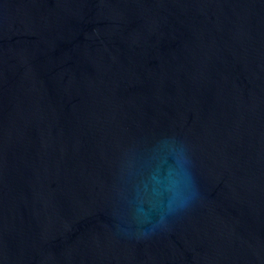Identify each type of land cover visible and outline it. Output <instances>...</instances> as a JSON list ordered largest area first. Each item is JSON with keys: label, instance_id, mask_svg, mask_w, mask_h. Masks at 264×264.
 <instances>
[{"label": "water", "instance_id": "1", "mask_svg": "<svg viewBox=\"0 0 264 264\" xmlns=\"http://www.w3.org/2000/svg\"><path fill=\"white\" fill-rule=\"evenodd\" d=\"M0 264H264V0H0Z\"/></svg>", "mask_w": 264, "mask_h": 264}]
</instances>
